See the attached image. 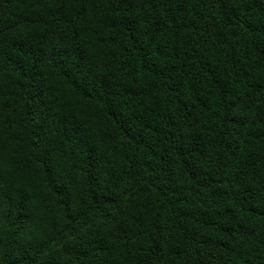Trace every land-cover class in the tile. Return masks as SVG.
<instances>
[{"label":"trees","instance_id":"obj_1","mask_svg":"<svg viewBox=\"0 0 264 264\" xmlns=\"http://www.w3.org/2000/svg\"><path fill=\"white\" fill-rule=\"evenodd\" d=\"M0 264H264V0H0Z\"/></svg>","mask_w":264,"mask_h":264}]
</instances>
